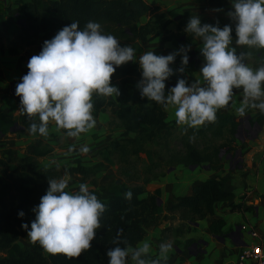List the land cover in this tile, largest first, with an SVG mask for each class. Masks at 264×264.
Returning <instances> with one entry per match:
<instances>
[{"label":"clouds","instance_id":"clouds-1","mask_svg":"<svg viewBox=\"0 0 264 264\" xmlns=\"http://www.w3.org/2000/svg\"><path fill=\"white\" fill-rule=\"evenodd\" d=\"M229 3L231 10L226 15L234 25L235 40L232 26L225 24L221 28L218 22L202 24L197 14L191 15L184 32L200 40L202 83L178 78L167 92L165 81L173 75L170 65L179 55L181 66L176 72L183 73L190 46L181 45L168 55L146 51L137 58L132 46H121L112 34H104L98 22L88 21L83 28L77 21L65 25L43 42L38 54L29 58L28 71L16 84L18 112L30 119L37 118L29 124L28 133L47 137L50 122L72 138L93 129L96 124L92 115L93 94L118 97V86L110 83V77L116 67L130 61L138 64L141 73L136 85L140 97L166 110L171 107L178 126L196 129L214 122L217 111L233 100L234 89L243 93L236 109L239 115L243 116L248 109L264 114V62L256 68L249 67L244 62L247 53L237 51L238 46L264 49V0H229ZM79 151L86 153L88 148L82 145ZM70 178L65 170L61 177L48 179L46 193L32 209L35 219L30 224L22 223L21 228L46 252L78 257L91 247L106 206L85 183H80L76 191H68ZM123 195L126 200L132 198L131 191ZM17 215L23 218L24 212ZM121 232L122 229L117 230L114 247L106 252L108 264L167 261L172 248L169 242L160 243L157 256L150 258L151 247L147 242L121 247Z\"/></svg>","mask_w":264,"mask_h":264},{"label":"trees","instance_id":"trees-1","mask_svg":"<svg viewBox=\"0 0 264 264\" xmlns=\"http://www.w3.org/2000/svg\"><path fill=\"white\" fill-rule=\"evenodd\" d=\"M158 11L159 9L153 10L142 0H28L22 3L18 11L19 19L24 20V25H27L18 39L20 44L26 47L40 46L72 21H77L80 28H83L88 21H95L101 25L104 34H112L120 42H148L149 36L156 38L164 34V40L171 41L175 46H179L181 42L187 44L191 41L192 36L169 33L166 30L169 21L163 18L157 19L154 24L149 21L145 26H139L145 16ZM216 22L221 28L225 24L232 26L231 35L235 39L233 23H225L220 19V21H204L202 24ZM252 51L251 56L264 62L262 60L264 49H252ZM197 55L200 58L199 54ZM179 61L180 57H176L173 62ZM194 69V63L185 67L190 75L187 82L196 81L192 76ZM140 79L138 64L128 62L116 67L110 77V83L118 86L120 92L118 97L114 95L115 102L93 94L94 119L110 108L117 107L116 118L109 126L123 130L119 139L111 141L101 151L93 152L100 159V163L94 167L86 168L79 160H75L66 167L39 172L37 159L45 158L54 151L53 147L41 141L32 147L31 155L22 159L15 158V152L12 150L3 152L0 159V264H108L109 258L106 252L114 247L113 240L117 230L122 229L121 247H135L144 240L149 231L161 225V216L170 214L172 221L178 220L181 224L174 231L170 228L164 230L163 235L172 232L174 235L183 236L187 227L213 215L216 204L234 199V195L225 190L224 181L219 180L218 177L196 187L192 196L176 198L171 208L159 205L160 190L145 199H140L146 194L145 186L159 180L165 174L154 175L152 179L145 176L138 181L137 173L135 174L137 165L145 159L148 165L143 172L145 175L151 174L153 169L159 166L154 162L156 159L154 147L165 141L172 130L166 122L165 108L140 97L136 87ZM169 85L170 82H165L166 92ZM263 118L258 117V120L261 121ZM36 119L24 115L16 120L11 114L0 111V134L7 135L18 123H21L27 131L30 120ZM236 127L238 124L233 116L222 114L218 110L216 120L209 125H203L197 135L203 136L209 133L212 137L222 138L227 128ZM224 147L226 145L199 150L194 145L185 143L181 158L170 157L165 168L176 165L200 167L207 163L210 164V168L216 169L220 164L219 156ZM9 158L11 163L18 166V172L11 176L7 172ZM118 165L126 166L120 170V177L125 183H112L103 187L101 191H92L105 204L106 210L100 217L101 227L96 230L89 249L84 250L78 257H70L63 253L46 255V251L38 243L32 242L27 237L21 224H30L35 219L30 202L37 190L48 188V179L59 178L60 174L67 170L69 175H80L85 181H93L106 166ZM27 184L32 188L27 187ZM105 191L109 193L106 202L100 199L102 192ZM126 191L132 192L131 200L124 198L123 194ZM20 211L24 212L23 218L17 215ZM164 218L165 221L169 220L168 215ZM224 226L225 222L216 221L211 225L210 231L213 235L221 236ZM22 238L27 240L28 245H21L19 241ZM191 242L189 241V244Z\"/></svg>","mask_w":264,"mask_h":264},{"label":"crops","instance_id":"crops-1","mask_svg":"<svg viewBox=\"0 0 264 264\" xmlns=\"http://www.w3.org/2000/svg\"><path fill=\"white\" fill-rule=\"evenodd\" d=\"M26 1L28 0H0V111L11 114L16 120L24 116L18 112L20 105L19 97L15 95L16 84L28 71L26 64L29 58L38 54L42 47V45L26 47L21 45L18 39L22 30L27 26L20 22L18 12L22 3ZM142 1L153 10L159 9L165 15L169 21L167 31L174 35L181 33L189 36L184 32V28L191 15L197 14L201 23L220 21V19L225 23H232L226 15L231 10L229 0ZM218 15L221 18L216 19ZM152 16L151 13L145 16L139 26L148 24ZM164 36L165 34L156 38L149 36L148 42L125 43L119 41V43L121 46H132L137 58L146 51H153L156 55H168L178 50L181 45L190 46L188 64L194 63L195 69L192 76L195 80H201L202 83L199 74L203 63V57L199 53L200 40L193 37L187 44L181 42L179 46H175L171 41H165ZM233 40L235 39L233 38ZM237 51L247 53L244 62L249 67L256 68L263 62L251 56L252 49L245 46H238ZM129 63L135 62L130 61ZM180 66V61L170 65L173 75L165 81L170 82L169 88L175 85L178 78H184L186 81L190 79L186 70L183 73L176 72ZM242 98V90L234 89L233 100L219 109L222 114L233 116L238 127L227 128L224 131L222 138H228L231 143L230 146L225 147L228 151L225 159V154H223V150L221 151L220 164L216 169L210 168V164L207 163L194 168L176 165L168 168L162 178L152 182L154 191H161L160 200L166 208H171L176 198L192 196L196 187L203 185L209 179H217V177L224 181L225 190L234 195V199L216 204L213 215L187 227L183 236L174 235L172 232L163 235L164 230L170 228L171 231H174L181 224L178 220L174 221L173 226L171 221H163L158 228L149 231L142 241L150 244V258L157 256L160 243L165 241L169 242L172 248L167 254V261H164L163 264H237L239 255L247 247L260 243L264 249V118L261 121L258 120V117H264V114L256 109H248L243 116L239 115L236 109ZM108 100L115 102L114 95L108 97ZM117 111V107H112L107 112L99 114L95 119V127L76 138L68 137L66 131L58 130L52 122L49 123L47 137L38 134L30 135L28 131L24 130L23 125L18 123L16 130L7 135L0 134V159L3 152L7 150L14 151L15 158H25L32 154V147L41 141L53 147L54 151L45 158L37 159L39 172L63 168L75 160H79L80 164L86 168L94 167L100 163V159L93 152L106 148L111 141L119 139L123 133V130H112L109 126L111 121L116 118ZM165 111L166 122L169 123L171 131H178L185 136L186 133L197 134L203 127L191 129L178 126L175 123L174 110L170 107ZM205 125H209V123ZM94 136L96 137L94 138ZM82 145L87 146L86 153L79 151ZM70 148L71 151H69ZM115 168L106 166L105 170L98 174L93 181H85L80 175H70L67 190H78L80 183L87 184L90 192L99 191L101 187L112 183H125L122 177H118ZM7 172L10 176L18 172V166L11 163L10 158L8 159ZM26 186L32 188L29 184ZM47 189L35 192L34 198L30 202L31 209L39 204L40 198ZM152 194L147 191L142 198L144 196L147 198ZM216 221L225 222L221 236L213 235L210 231L211 225ZM244 224H250L253 229H256L257 240H253L250 235L242 232L241 228ZM189 241L192 242L189 244Z\"/></svg>","mask_w":264,"mask_h":264},{"label":"rangeland","instance_id":"rangeland-1","mask_svg":"<svg viewBox=\"0 0 264 264\" xmlns=\"http://www.w3.org/2000/svg\"><path fill=\"white\" fill-rule=\"evenodd\" d=\"M159 18H163L164 20L167 21V18L165 17V15L160 10L158 12H156L155 14H153L150 21L152 22V24H154L155 21ZM218 18H221V16L218 15L216 17V19H218ZM166 30H167V28H166ZM105 98L108 100V97H105ZM110 128L112 130L116 129L114 127H110ZM241 134L243 135V132H241ZM182 136H183V133H179L178 131H171L169 137L165 141L163 140L161 143H159L157 146L154 147L155 155H156V159L154 162L159 166L157 168H154L153 171L151 172V174L145 175L143 170L145 169V167L148 164H147V161H145V159H143L142 160L143 162L139 163L137 165V169L135 170V174L137 173V179H139L138 181L142 180L145 176L152 179L154 175H159L162 173L165 174L166 170H167L165 168L166 163L169 161L170 157H175L178 159L181 158V156L184 153L185 143H190V144L194 145L199 150H205L206 148H208V147L211 148L213 146H216V147L221 146V145L230 146V143H231V141L226 137L219 139V138L212 137L209 133H207L203 136L197 135V134H192V133H186L185 136H183V137ZM222 152H224L223 154H225L224 155V159H225L227 157L226 152L228 153L227 148L223 149ZM124 167H126V166H124V165L116 166L115 171H117L118 177H120V170L123 169ZM129 185H134V183H129ZM102 188L103 187H101L99 189V191H101ZM145 190H146V192L148 191L151 194L155 193L154 188L152 186V182L149 183L147 186H145ZM107 194H109L108 191L102 192L100 199L102 200L103 197H105L102 201L106 202L108 197H109V195H108L106 198ZM143 198H146V197L144 196ZM143 198H142V196L140 197V199H143ZM161 205L162 206L164 205L163 202H161ZM166 215L169 216V218H168L169 220H166V221H171L170 223H172V226H173L174 221L171 220L172 216H170V214H166ZM165 216L164 215L161 216L160 223L165 221V218H164ZM19 242L21 243V245H24V246L28 245L27 240L24 238L20 239ZM45 254L48 255V252H45ZM0 256H1V254H0Z\"/></svg>","mask_w":264,"mask_h":264},{"label":"built area","instance_id":"built-area-1","mask_svg":"<svg viewBox=\"0 0 264 264\" xmlns=\"http://www.w3.org/2000/svg\"><path fill=\"white\" fill-rule=\"evenodd\" d=\"M241 230L250 235L253 240L258 239L256 229H253L250 224H244ZM237 264H264V249L260 243L244 249L238 257Z\"/></svg>","mask_w":264,"mask_h":264},{"label":"water","instance_id":"water-1","mask_svg":"<svg viewBox=\"0 0 264 264\" xmlns=\"http://www.w3.org/2000/svg\"><path fill=\"white\" fill-rule=\"evenodd\" d=\"M20 22L23 23V24L25 23L24 20H21ZM40 50H41V48H40ZM16 126H17V124H16ZM16 126L12 129V131L16 130ZM158 203H159V205H161V200H159Z\"/></svg>","mask_w":264,"mask_h":264}]
</instances>
